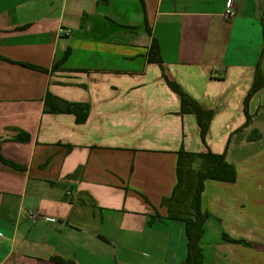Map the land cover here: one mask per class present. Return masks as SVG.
<instances>
[{"label": "crops", "instance_id": "crops-1", "mask_svg": "<svg viewBox=\"0 0 264 264\" xmlns=\"http://www.w3.org/2000/svg\"><path fill=\"white\" fill-rule=\"evenodd\" d=\"M227 1L0 0V156L19 166L0 159V264H185L163 204L180 150L237 171L204 183V264H264V86L234 134L264 74V0L231 20ZM170 82L210 115L205 141Z\"/></svg>", "mask_w": 264, "mask_h": 264}, {"label": "trees", "instance_id": "trees-1", "mask_svg": "<svg viewBox=\"0 0 264 264\" xmlns=\"http://www.w3.org/2000/svg\"><path fill=\"white\" fill-rule=\"evenodd\" d=\"M68 55L69 52L66 57H68ZM150 55L153 60H160L159 45L156 41L152 44ZM22 64L34 69H42L36 65ZM170 86L178 91L182 97V112L196 113L198 123L201 127V136L205 141L210 115L205 113L197 103L186 98L178 89L175 88L173 84H171V82ZM263 86L264 74L260 65H258L253 85L244 100L246 122L241 128L237 129L234 134L242 131L246 127H249L251 124L252 115H250L248 111L249 101L256 92L262 89ZM47 102V104H49V100ZM57 110L61 112L67 111L74 113L78 123H83L88 116V105L83 103L65 102L63 108L57 107ZM258 137L259 135L256 138ZM231 138L232 136L229 138L227 147H229ZM0 159L7 165L19 168L18 165L1 156ZM177 176L178 180L174 192L171 197L163 200V204L167 206L170 218L183 220L186 224L188 256L185 264H204L201 238L204 234L205 221L208 218V213L203 211L201 202V194L204 189V183L208 179L230 183L235 182L237 178V171L234 164L228 161L226 152L218 154L213 153L210 150L205 153L180 150L178 152Z\"/></svg>", "mask_w": 264, "mask_h": 264}, {"label": "built area", "instance_id": "built-area-1", "mask_svg": "<svg viewBox=\"0 0 264 264\" xmlns=\"http://www.w3.org/2000/svg\"><path fill=\"white\" fill-rule=\"evenodd\" d=\"M235 16V5H234V0H228L227 1V4H226V10L224 11V17L227 19V20H231L233 19V17ZM72 31L71 30H66V33L67 34H70ZM26 216L28 218H31V219H35L37 217V214L34 212V211H26ZM52 221H54L52 219Z\"/></svg>", "mask_w": 264, "mask_h": 264}, {"label": "rangeland", "instance_id": "rangeland-1", "mask_svg": "<svg viewBox=\"0 0 264 264\" xmlns=\"http://www.w3.org/2000/svg\"><path fill=\"white\" fill-rule=\"evenodd\" d=\"M195 164H197V163H195Z\"/></svg>", "mask_w": 264, "mask_h": 264}]
</instances>
